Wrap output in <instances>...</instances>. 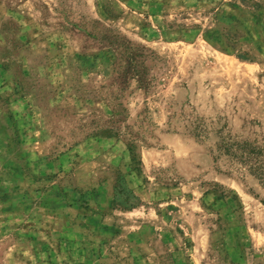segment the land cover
<instances>
[{
	"label": "rangeland",
	"instance_id": "obj_1",
	"mask_svg": "<svg viewBox=\"0 0 264 264\" xmlns=\"http://www.w3.org/2000/svg\"><path fill=\"white\" fill-rule=\"evenodd\" d=\"M261 1L0 0V264H264Z\"/></svg>",
	"mask_w": 264,
	"mask_h": 264
},
{
	"label": "trees",
	"instance_id": "obj_2",
	"mask_svg": "<svg viewBox=\"0 0 264 264\" xmlns=\"http://www.w3.org/2000/svg\"><path fill=\"white\" fill-rule=\"evenodd\" d=\"M264 4V0L261 1ZM146 53L135 54V57L131 56L129 60L125 62L129 65H134V70L136 68H144L143 63L146 61ZM139 58L140 60L136 59ZM142 59V60H141ZM140 71V69H138ZM136 70V72H139ZM117 115H120V111L115 112ZM111 134H120V131L114 127L109 129ZM235 145V146H234ZM133 145L131 144V147ZM226 153L231 158L236 159L241 165L245 166L250 175L255 177L261 184L264 185V149L261 146L255 145L252 142L244 141L241 143H234L233 147L228 149ZM236 152V153H235Z\"/></svg>",
	"mask_w": 264,
	"mask_h": 264
}]
</instances>
